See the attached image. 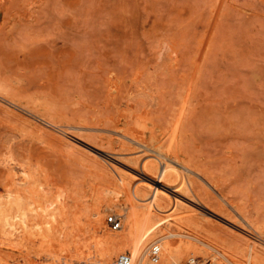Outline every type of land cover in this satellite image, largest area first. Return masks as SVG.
Segmentation results:
<instances>
[{
	"label": "rangeland",
	"instance_id": "1",
	"mask_svg": "<svg viewBox=\"0 0 264 264\" xmlns=\"http://www.w3.org/2000/svg\"><path fill=\"white\" fill-rule=\"evenodd\" d=\"M147 155L205 189L165 204V226L220 233L240 264L242 242L184 213L208 196L264 259V0H0V206L55 202L0 222V264H99L92 213Z\"/></svg>",
	"mask_w": 264,
	"mask_h": 264
},
{
	"label": "bare ground",
	"instance_id": "2",
	"mask_svg": "<svg viewBox=\"0 0 264 264\" xmlns=\"http://www.w3.org/2000/svg\"><path fill=\"white\" fill-rule=\"evenodd\" d=\"M134 145L136 146L137 144ZM141 149H143V147ZM145 150H147V148ZM123 156L125 157V155ZM151 156L154 155H147V157H145L146 161H144L143 164L141 163L142 171L135 170L134 174L132 173L133 177H135L136 179H132V182L134 181L133 187L130 190V196L125 199L126 201L124 200V198L122 199L124 202L120 201L122 191L120 190L121 186L117 185L114 190L107 191V193H113L114 196L112 198L103 196L104 199L98 204L96 210L92 213V215L96 218V223L99 225V230H97L100 234V247L98 250L100 255L99 264H114L116 257H119L123 253L126 254V252L130 253V255L132 256V264H154L151 259V250L152 247L156 245L159 246L161 250L159 261L157 264H185L187 261H189L188 264H207L210 263L207 262V260L210 258L211 252H214V254L212 255L215 257V260L218 261L211 264H238L236 260L222 246L224 243L228 242V239L222 236L220 233L213 234L215 241H206L194 234L183 233L179 231V227L174 228L173 226H165V224L173 220L172 216L159 218V216L157 215V213L160 214L164 212L165 204H171L174 199L175 210L177 212L178 207L181 205V203H183V201H185V197H188V194L192 193L194 189H201L204 191L205 189L194 179L190 177L187 178L181 173L182 171L187 173V170L190 171L191 168L188 169L183 165L182 167L184 168L177 167L172 165L171 163H167L166 161H150L149 158ZM112 157L114 156L112 155ZM103 160L110 164V162L105 158H103ZM194 173L195 172H192V174ZM127 179V177L121 175L120 181L123 184ZM142 188L152 193V198L149 202L146 198L147 195L142 192ZM126 195H128V193ZM48 203L49 202H47V204ZM54 204L55 202L51 203L50 206L38 204L35 205L31 210L25 207V202L23 200L10 199L9 209L0 206V222L5 221L7 225H9L11 221L19 220L28 225L31 212H34V210H36L41 211V213L43 214L50 213L49 207L52 208ZM225 204L227 203L225 202ZM30 205L33 206L32 204ZM116 208L119 209L118 212H120V216L123 217V228L117 233H106L103 230L104 212L105 210L109 209L113 211ZM230 208L232 209V207ZM199 210H206V212L211 215L210 219L212 220L211 223L213 224V227L220 230V232L225 234V236L227 235L232 237L234 245L242 242L243 253L240 264H264V259L259 254L257 246L249 241L251 240V238L249 237V235L251 234L248 235L246 233V229L236 225L229 219L222 216L221 213H224V210L216 208L212 198L207 196V201L205 204H200L196 208L187 209L184 211V213L186 212L188 214H195L198 213L197 211ZM34 215L35 212L33 216ZM50 216L52 217V220L46 222L48 226L53 221L57 220L56 216ZM116 217L122 221L120 217ZM243 219L245 221H242L246 222L245 225L248 224V228L253 227L252 221L247 218ZM42 223L43 222L41 221L40 225ZM217 224H223L231 230H235L234 228L238 229L237 232L241 236H243V238L233 236L229 231L222 227H219V225ZM34 226H38V224H34ZM37 229L35 230V232L39 231V229ZM42 231L43 233L41 232L38 234H42L44 236V229ZM47 234H49V232ZM48 237L49 236H47L45 239L49 240ZM40 239L44 240V237ZM50 239L52 240L53 238L51 237ZM235 247L238 248V246ZM147 254L150 255V260L152 263L149 261V257Z\"/></svg>",
	"mask_w": 264,
	"mask_h": 264
},
{
	"label": "built area",
	"instance_id": "3",
	"mask_svg": "<svg viewBox=\"0 0 264 264\" xmlns=\"http://www.w3.org/2000/svg\"><path fill=\"white\" fill-rule=\"evenodd\" d=\"M107 224L113 231H120L122 229V221L117 218L115 215H110L107 218ZM160 247L154 246L151 250V259L154 264H157L159 261ZM116 264H132V256L130 254H122L116 260ZM211 264V263H208Z\"/></svg>",
	"mask_w": 264,
	"mask_h": 264
}]
</instances>
